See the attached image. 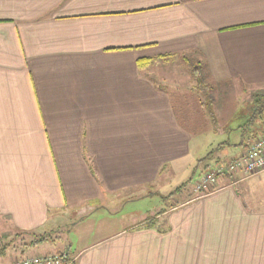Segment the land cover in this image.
<instances>
[{
  "label": "crops",
  "instance_id": "obj_1",
  "mask_svg": "<svg viewBox=\"0 0 264 264\" xmlns=\"http://www.w3.org/2000/svg\"><path fill=\"white\" fill-rule=\"evenodd\" d=\"M187 52L216 81L264 85V0H0V218L35 231L107 207L112 229L70 247L73 264H264V204L245 184L264 171L160 200L194 160L160 71Z\"/></svg>",
  "mask_w": 264,
  "mask_h": 264
},
{
  "label": "rangeland",
  "instance_id": "obj_2",
  "mask_svg": "<svg viewBox=\"0 0 264 264\" xmlns=\"http://www.w3.org/2000/svg\"><path fill=\"white\" fill-rule=\"evenodd\" d=\"M183 58L184 63L177 66L176 62ZM167 60L169 64H160V71L171 82L169 92L177 106L180 121L193 135L192 156L194 160L192 159V162L187 167L185 166L182 175L175 180L174 187L165 188L168 195L160 199L162 204L171 202L174 198H180L183 194L191 193L192 188L195 194L192 197L206 194L202 191H194V185L204 172H208L206 169L212 168L219 161L227 165L234 153L243 150L244 144L241 143L243 137L247 141L252 140L259 132V127L264 126V85L247 86L234 80L216 81L212 78L209 67L206 66V61L200 53L187 52L182 56L171 55L167 57ZM242 132H244L243 135ZM221 143L223 145L218 148ZM211 151L213 154L208 156ZM183 175L184 178L180 179ZM262 176L264 174L252 177L245 184L250 183L249 187L259 189L257 190L259 203L264 204V178ZM155 199L156 196H154ZM154 200L148 203L152 208L157 206ZM129 204L126 210L132 209L133 206H140L139 203ZM99 209H101L100 212L96 210L80 212L76 208H70L72 210L70 213L59 211L57 215L51 214L50 222L45 227L35 230L36 236L48 235V240L28 246H21L24 242L21 238L30 241L33 235L20 232L17 234V230L10 226L8 220L0 218V264L15 258L20 259L19 257L23 254L35 255L54 252L56 249L66 251L70 247L71 252H75L79 245L78 241L82 243L98 238L112 229L102 225L104 215L110 214V209L108 210L105 206ZM125 214L129 217L120 221L122 226L136 216ZM139 214L142 215L140 212ZM139 214L136 217H139ZM148 214L153 215L154 212H148ZM88 215L94 219H89ZM83 220L85 224L73 227L76 221L82 222ZM97 220H101L100 225ZM89 225H94V227H89ZM21 247H24L23 253Z\"/></svg>",
  "mask_w": 264,
  "mask_h": 264
},
{
  "label": "built area",
  "instance_id": "obj_3",
  "mask_svg": "<svg viewBox=\"0 0 264 264\" xmlns=\"http://www.w3.org/2000/svg\"><path fill=\"white\" fill-rule=\"evenodd\" d=\"M225 170L230 172L242 171L245 175H253L264 171V135L255 139L249 148L241 155L230 158L226 165H218L211 171L204 173L194 186V191L208 193L216 184L219 175ZM66 256V252L63 253ZM10 264H62L59 254L34 257H23Z\"/></svg>",
  "mask_w": 264,
  "mask_h": 264
},
{
  "label": "trees",
  "instance_id": "obj_4",
  "mask_svg": "<svg viewBox=\"0 0 264 264\" xmlns=\"http://www.w3.org/2000/svg\"><path fill=\"white\" fill-rule=\"evenodd\" d=\"M254 117V116H253ZM252 117V121L254 120V118ZM262 128V129H261ZM243 133L244 132H242V135H243ZM264 135V126H262V127H259V132L258 133H256L255 135H254V137L252 138V140H245V138L243 137V139H242V141H241V143L242 144H244V148H245V151L249 148V146L251 145V143L255 140V139H257V138H259V137H261V136H263ZM223 144L221 143V145H219L218 146V148L219 147H221ZM213 154V151H211V154H209L208 156H210V155H212ZM235 157V156H234ZM233 156L231 157V158H234ZM221 165H223L225 168H226V164H223V163H220ZM220 164H218V165H220ZM217 167V166H216ZM215 167V168H216ZM213 168V167H212ZM214 169V168H213ZM213 169H208V171L209 170H213ZM205 173V172H204ZM203 173V174H204ZM225 173H232V172H230V171H227V170H225ZM224 173V174H225ZM153 219H151V221H150V223H149V225H151L152 223H153ZM21 234H30V235H33V238L30 240V241H27V240H24L23 238H21V240L22 241H24L22 244H21V246H28V245H36V244H38V243H40V242H44V241H46V240H48V238H49V236L48 235H43V236H36L35 235V231H33V230H22L21 232H20ZM19 232L17 233V234H20ZM63 251H61V252H59L58 254H59V256L61 257V262H62V264H73L74 263V258L72 257V255H71V253L69 252V249L66 251V256L64 257L63 256Z\"/></svg>",
  "mask_w": 264,
  "mask_h": 264
}]
</instances>
